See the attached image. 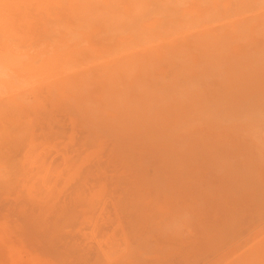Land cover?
<instances>
[{"label": "bare ground", "instance_id": "1", "mask_svg": "<svg viewBox=\"0 0 264 264\" xmlns=\"http://www.w3.org/2000/svg\"><path fill=\"white\" fill-rule=\"evenodd\" d=\"M0 127L52 260L264 264V0H0Z\"/></svg>", "mask_w": 264, "mask_h": 264}, {"label": "rangeland", "instance_id": "2", "mask_svg": "<svg viewBox=\"0 0 264 264\" xmlns=\"http://www.w3.org/2000/svg\"><path fill=\"white\" fill-rule=\"evenodd\" d=\"M43 86H44V85H42V87H43ZM42 87L40 88V91H42V93H41V92H40V93H41L42 95H43V93H44V95H45V94H46V92H45V91H46V87H45V86L43 87V88H45V89H42ZM41 89H42V90H41ZM26 116H27V117H26ZM66 117H67V116H64V115H63V117H59V120H58L59 123H56L57 121H55L54 123H52V122H47V123H44V124L42 123V124H41L40 122L38 123V121H37V122H34L32 116H31V114H25V113H24V115H23V120H24V122H25V120H27L26 123H24V124L31 126L30 128L34 131L35 136H38V135H39V136L41 137V133L47 131V130H46V129H47V124H49V125L51 124L50 126H52V124H54V125L52 126V132H53V133H54V132H58V131L61 132V130H62V131H65L64 133L69 132L68 130H71V129H70V128H71L70 126H71L72 124L70 125L69 121L66 122V120H68ZM62 122H63V124H62ZM30 123H31V124H30ZM55 124H56V126H55ZM64 124H66L65 127H63ZM33 125H34V126H33ZM43 125H45V127H43ZM62 125H63V126H62ZM73 125H74V124H73ZM73 125H72V130L75 131V133H74V139H73V140H74V143H76V142H75V141L77 140L76 138L79 137V133H78V135H77V132H79V130H78V128H77V127H78L77 125H76V126L74 125V128H73ZM37 126H38L39 128H38ZM58 126H60L61 129H60V128H57ZM53 127H54L55 129H54ZM62 128H65V129L69 128V129H68V130H65V129H62ZM0 129H1V127H0ZM38 129H39V130H38ZM57 129H58V130H57ZM76 129H77L78 131H77ZM44 130H45V131H44ZM54 130H55V131H54ZM9 131L11 132V134H10V133L8 134L6 131H4L5 133H4V132H1L3 135L0 133V134H1V135H0V138H1L0 141L3 140L4 138H2V137L5 136L8 140L11 141V143L14 142V141L17 142V139H16L15 136L13 135V131H11V130H9ZM74 131H73V132H74ZM35 132H36V133H35ZM62 133H63V132H62ZM7 134H8V135H7ZM37 134H38V135H37ZM6 135H7V136H6ZM12 135H13V136H12ZM54 135H55V134H54ZM75 135H76V136H75ZM8 137H9V138H8ZM51 138H52V137H51ZM58 138H59V141H58V142L56 141V138L51 139L52 141H54V142H53V147L55 146L56 149H55V147L53 148L52 146H51V147H52L54 150H53L52 148H46V149L44 150V152H43V151L41 152V155H42V156H43V153L47 154L48 156H52V155L54 156V154H55L56 156H54V157H53V156L50 157V159L52 158V160H53L55 157L60 156V152L57 153V151H60V150H61V148H62V146H63V141L60 140V137H57V139H58ZM12 139H13V140H12ZM23 140H26V139H22L20 142H22ZM4 141H5V142L2 141V142H3L2 145L4 146L5 149H3L2 146H0V151H1V152H0V161L2 160V161L0 162V163H1V164H0V168H1V166H2V168H5V171H7V169H12L13 167L16 168V169H12V171L9 170L8 172H9L10 174H9L8 172H5V173H4L2 170H0V173H2V172H3L4 174L8 173V175L6 174V175H7L6 177L4 176L3 173H2L3 175L1 174L2 176L0 177V181H1V182H0V188H1V190H0V198H1V196H2V198L0 199V204L2 205V207L0 206V207L2 208V210H1L0 213L4 214L5 217L8 216L9 219H10V222L8 221L9 219L6 220V221H4L5 218H4L3 216H1L2 214H0V216H1V217H0L1 220H2V218H4V219H3V222L0 221V222H2V223H0V226H1V228H2V225H1V224H3V223L5 222L6 224L4 223L3 228L5 229V231H6V230L8 231V232L6 231L7 233H9V234L6 233L5 237H6V236L8 237V235H10V236H14V237H11V238H10V236H9L8 239H9L10 241L8 242V241H7V237H6V239H5V238H4V235H2V236L0 237V238H1L0 240H2V239L4 238L3 243L9 244L10 246H12V245L14 244V247H11V248L14 249V250H12L11 248H9L8 245H7V248H8L10 251L5 250V249H7V248H4V249L2 250V246H1V247H0V249H1V250H0V264H8V263H11V264H17V263H20V264H21V263H23V262H24L23 264H28V263H29V264H32L33 262H31V261H35V262H36V261L38 260V262H39V260H40L41 257H42L43 259L46 258L45 260H46L47 264H50L51 261H53V262H51V264H53V263H54V264H58V263L63 264L64 262L66 263V261H67L68 264H72V263H73V264H76V263H78V264H79V263H80V264H86V262H87L88 260H81V261H80V260H77V261H75V260H66V261H62V260H52V257H51V256H46V254H45V253L43 252V250H42V247H41V246H40V247L38 246V245H41V243H40V244L38 243L39 241H37L38 239L36 240V237H35V240H34V238H32V237H28V236H26V234H25V226H26V225H25V224H24L25 226L22 225V223H24V222H22V221L19 222V219H20L19 217H20V216H19L18 209L16 208V207L18 206V204L24 202V200H22V199L27 198V196H26V192H27V191H26V188L24 187V183H23V180H24V178H23V177H24L23 169H24V168L22 167L21 160H20V159L22 158V156H23V155H22V152H23V151H20L21 148L19 149V146H17V145H20V144H17V145H16L17 147L14 149L13 152L10 151V148H11V147H10V148H8V147L10 146L11 143H10L9 146H8V144H7V140L4 139ZM10 141H8V142H10ZM22 143H25V141L22 142ZM57 143H59L60 145H58ZM4 144H5V145H4ZM12 144H14V143H12ZM12 144H11V145H12ZM0 145H1V144H0ZM51 145H52V144H51ZM5 146H6V147H5ZM22 146H23V145H22ZM59 146H60L61 148H60ZM20 147H21V146H20ZM1 148H2V149H1ZM7 148H8V149H7ZM17 148H18L19 150H18ZM23 148H24V146H23ZM56 150H57V151H56ZM67 150H68V152H70V151H69V150H70V146H69V144H67ZM7 151H8V152H7ZM17 151H20V152H21V153L19 152L20 154H18V156H17V154H16V153H18ZM61 151H62V150H61ZM5 152H6V153H5ZM11 152H12V153L15 152V153H14V156H13V154H12ZM9 153H10V154H9ZM51 153H52V155H51ZM53 153H54V154H53ZM7 154H8V155H7ZM11 154H12V155H11ZM45 154H44V155H45ZM10 155H11V156H10ZM15 155H16L17 157H16ZM7 156H9V157H7ZM12 156H13V157H16V158H18V159H17V160H14V159H16V158H13ZM19 156H20V157H19ZM11 157H12L13 159H12ZM10 159H12V160H10ZM47 159H48V160H47ZM47 159H46L47 162L50 161L49 158H47ZM6 160H7V162H6ZM9 160H10V161H9ZM14 162H16V163H14ZM52 162H55V161H52ZM56 162H57V161H56ZM17 163L19 164L20 167H19L18 165H16ZM4 165H5V166H4ZM11 165H12V166H11ZM14 165H15V166H14ZM6 166H7V167H8V166H9V167L11 166V167H10V168L8 167V168L6 169ZM16 166H18V167H16ZM2 168H1V169H2ZM18 168H19L20 170H19ZM17 169H18L19 172L17 171ZM3 170H4V169H3ZM62 173H65V171H63ZM15 174H16V175H15ZM18 174H19L20 176H19ZM53 174H54V173H52V175H53ZM12 175H14L13 178H11ZM62 175H63V174H62ZM65 175H66V174H64V176H65ZM48 176L51 177V173H50ZM53 176H54V175H53ZM3 177H4L6 180H5ZM7 177H8V178H7ZM9 177H10V178H9ZM50 177H49V179H52V177H51V178H50ZM8 179H9V181H7ZM13 179H14V180H13ZM19 179H20L21 181H20ZM47 179H48V178L46 177V180H47ZM68 180H69V179H68ZM73 180L75 181V179H73ZM73 180H72V182H74ZM5 181H7V183H6ZM11 181H12V182H11ZM70 181H71V180H70ZM70 181H69V182H70ZM14 182H15V185H14ZM69 182H68V184H69ZM72 182H70V183H72ZM12 183H13V184H12ZM21 183H23V185H22ZM60 183H61V182H60ZM10 184H11V185H10ZM19 184H21L24 188H21V187L19 186ZM68 184H67V185H68ZM9 185H10V186H9ZM13 185H14V186H13ZM17 185H18L19 187H17ZM6 186H7V187H6ZM8 186H9V188H8ZM68 186H69V185H68ZM3 187H4V188H3ZM5 187H6V189H5ZM2 188L5 189V191H3ZM7 188H8V189H7ZM10 188H11L12 190H11ZM15 188H16L17 190H16ZM21 189H23V190H21ZM10 190H11V191H10ZM18 190H19V192L17 193ZM12 191H13V193H12ZM25 191H26V192H25ZM14 192H15V194H14ZM22 192H23V193H22ZM24 192H25V193H24ZM3 193H4V194H3ZM16 193L18 194V196H17ZM1 194H3V195H1ZM19 194H20V195H19ZM23 194H24V195H23ZM4 195H5V198H4V200H3ZM22 195H23V196H22ZM27 195H28V194H27ZM9 196H10L11 198L8 199L7 197H9ZM14 196L17 197V198H15V199L12 198V197H14ZM24 196H25V197H24ZM18 198H19V199H18ZM1 200H2V201H1ZM10 200L14 202V205H13V204H12V205L10 204V203H11ZM14 200H15V201H14ZM21 200H22V202H21ZM2 202H4V203H2ZM5 203L7 204V207H6V208L12 210L13 212L16 211V212H15L16 215H14L15 213H14V214H11V213H13V212L11 211V213H10V210L7 209L8 212H9L11 215H13L12 218H11V216H9L10 214L7 215V214L4 212V210L6 209V208H5L6 205L3 206V204H5ZM16 204H17V205H16ZM11 206H12V207H11ZM9 207H10V208H9ZM15 208H16V210H15ZM13 209H14V210H13ZM5 211H6V210H5ZM5 214H6V215H5ZM17 215H18V218H17ZM14 216H16L15 219H17V220H15V222H14ZM7 221L9 222L8 225H10L11 222H13V224L16 223V222H18L19 224L21 223V224H20V227H21V225H22L23 228H24V230H21V231H23V234H22L21 231H19L20 229H22V227L20 228V227L17 226L18 228L15 229L16 225L13 227V224L10 225L11 227H10V226L5 227V226H7V223H8ZM3 228H2V229H3ZM6 228H8V229H6ZM10 228H11V229H10ZM19 228H20V229H19ZM13 229H15V231L18 230L19 232H21L20 234H22L23 236L20 235V234H18L17 232H16V233H17L18 235H20V236H15L16 234H15V231H14ZM0 231H1V229H0ZM3 231H4V230H3ZM11 231H12V232L14 231V235H13V233H12ZM1 233H2V231H1ZM1 233H0V235H1ZM4 233H5V232H3L2 234H4ZM11 233H12V235H11ZM2 237H3V238H2ZM17 237H18V238H17ZM19 237H21V238H19ZM23 237H24V238H23ZM33 237H34V235H33ZM30 238H31V239H30ZM11 239H12L13 241H14V239H15V240H16V239H18V240H19V239H22V240H21V241L19 240V241H20V244H19V243H18V240H17L16 242L14 241V243H13V241L11 242ZM23 241H24V242H23ZM26 241H27L28 243H27ZM36 241H37V242H36ZM25 242H26L27 245L25 244ZM29 242H31V243H29ZM3 243H2V241H0V244H1V245H2ZM10 243H13V244L11 245ZM17 243H18V245H20V246H18V245H17V246L20 247V248L22 249V251H18V250H19L18 247L15 248V246H16ZM22 243L25 244V245H23ZM36 243H37V246H38V247L35 248ZM6 244H4L5 247H6ZM21 244H22V245H21ZM31 245H32V246L34 245L33 248L36 249V252L39 251V252H38L39 254H38V253L36 254V256L38 255V256H37L38 258L35 256L37 260H35V259H34L35 257H33V256L31 255V254L35 255V253H36L35 251H34V252H31V251H33V248H32ZM4 246H3V247H4ZM21 246H22V247H21ZM24 246H27V247H28V246H31L32 250L29 251V252H26V249L24 248V250H25V252H24V251H23V247H24ZM27 247H26V248H27ZM17 248H18V249H17ZM28 248H29V250H30V247H28ZM21 249H20V250H21ZM11 250H12V251H11ZM15 250L17 251V253H16ZM27 250H28V249H27ZM10 252H11V253H10ZM18 252H20V253H19L20 256L18 255ZM23 252H24V253H23ZM12 253H13V254H12ZM22 253H23V256L21 257ZM25 253L30 257L29 259H28V256H27ZM43 253H44V255H43ZM8 255H9L10 257H9ZM13 255H14V256L16 255V257H14ZM41 255H43V256H41ZM26 256H27V257H26ZM39 256H41V257H39ZM17 257H18V258H17ZM19 257H20V261H21V262H20V261H19V262L17 261V259L19 260ZM31 257H32L33 260H30ZM47 257H48V258H47ZM13 258H14V259H13ZM15 258H16V259H15ZM22 258H23L24 260H23ZM42 258H41V260H40L39 263L41 264V262H42V264H46V262H44V260L42 261ZM48 259H49V260H48ZM11 260H12V262H11ZM15 260H16V261H15ZM50 260H51V261H50ZM9 261H10V262H9ZM14 261L17 262V263H15ZM29 261H30L31 263H30ZM48 261H49V263H48ZM58 261H61V262H58ZM73 261H74L75 263H74ZM83 261H84V262H83ZM91 261H92V260H91ZM91 261H88L87 264H88L89 262H90V264H93V263L98 262V261H99V264H100V263H101V264H105L103 261H105L106 264H107V262H108V264H109V263L112 264L114 260H113V261H112V260H103V261H102V260H93L92 263H91ZM27 262H28V263H27ZM35 262H34L33 264H39L38 262H36V263H35ZM62 262H63V263H62ZM69 262H72V263H69ZM81 262H82V263H81ZM102 262H103V263H102ZM65 263H64V264H65ZM95 264H96V263H95ZM97 264H98V263H97Z\"/></svg>", "mask_w": 264, "mask_h": 264}]
</instances>
